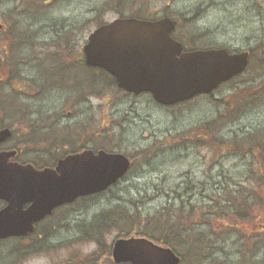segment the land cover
I'll list each match as a JSON object with an SVG mask.
<instances>
[{"label": "rangeland", "instance_id": "1", "mask_svg": "<svg viewBox=\"0 0 264 264\" xmlns=\"http://www.w3.org/2000/svg\"><path fill=\"white\" fill-rule=\"evenodd\" d=\"M164 13L185 48L250 49L248 66L211 93L170 105L93 73L92 95L74 104L65 84L56 91L21 62L23 55L34 63L52 54L72 60L100 20ZM0 25V66L13 57L8 71L0 69V114L57 111L71 129L73 120L81 124L60 135L87 136L90 146L132 160L106 190L61 206L24 238L0 240V264H114L108 253L117 237L155 239L168 227L180 237L165 234L180 264H264V228L252 223L264 225V0H0ZM5 52L12 57L3 63ZM52 156L24 148L18 158ZM227 220L248 228L237 223L226 233ZM181 227L189 230L180 234Z\"/></svg>", "mask_w": 264, "mask_h": 264}, {"label": "water", "instance_id": "2", "mask_svg": "<svg viewBox=\"0 0 264 264\" xmlns=\"http://www.w3.org/2000/svg\"><path fill=\"white\" fill-rule=\"evenodd\" d=\"M174 26L168 16L117 17L89 33L83 45L86 63L107 70L125 91L149 92L164 105L210 93L245 69L247 50H183L181 41L171 35ZM11 134L10 128H0V143ZM16 153L14 148L0 150V199L5 201L0 208V239L28 234L56 206L105 190L125 175L131 163L121 152L83 149L59 158L54 167L37 168L12 159ZM112 258L130 264L179 261L170 247L141 236L117 238Z\"/></svg>", "mask_w": 264, "mask_h": 264}, {"label": "flooded vegetation", "instance_id": "3", "mask_svg": "<svg viewBox=\"0 0 264 264\" xmlns=\"http://www.w3.org/2000/svg\"><path fill=\"white\" fill-rule=\"evenodd\" d=\"M166 15L167 13L166 14L164 13V15L162 16H166ZM132 16H136V17L144 18V19H156V18L161 17V16H158V17L149 18V17H145V16L142 17V16H137V15H132ZM109 21L100 20V23H98V25L109 22ZM83 45L81 49H79L76 52L71 53L72 60H70V58H66L62 60L61 58H59V56L57 57V55L52 54L50 55L52 59L47 58L46 61H44L42 57V61L40 60V62L34 63L30 61L31 60L30 56L23 55L22 57L23 58L26 57L27 61L21 59L22 60L21 62L25 63L28 66L34 64L29 67L36 68L40 71V73L42 72L41 74H45V76H43V79L45 77L46 81L51 82V84H53L54 89L56 91H59L61 83L65 84L64 86L71 90V94L72 92L75 94V96L70 95L69 97L66 98V100L76 101L74 104L81 103L82 101H88L89 97L92 95V91H93L92 90V87H93L92 86L93 85L92 75L93 73L99 74L100 76H102V79H104L103 77H108L110 79V83L115 84L113 77L109 74L107 70L101 67H98V66L88 65L86 63ZM11 57H9L8 53L5 52L4 54H2L1 58H2L3 63H6V61L11 60ZM12 60H13V57H12ZM12 60L8 62V65L9 64L12 65L13 63ZM44 62H46V64ZM8 65L6 66L1 65L0 69L2 70L5 69L4 71H8L12 67ZM103 82L104 80L101 83ZM120 90H123V89H120ZM125 92L126 94L135 95L131 92H127V91ZM0 100L2 101V102L0 101L1 104L4 103L3 102L4 98L0 97ZM56 112L57 111L51 114H33L29 117V119L21 115L18 116V115H12V114H4V115L0 114V128L7 126L11 129V133H12L11 136L7 140L0 143V150L14 148L17 151L15 155L16 158H18V156L22 153L24 148H28L29 150L31 151L33 150L37 153L53 154L51 158H48L47 160L42 159L43 161L41 162H38L37 160L31 161L32 163H34V165L37 168H41L43 166L54 167L57 161L59 160V158L63 157L64 155L68 153L81 151L86 148H90L95 152L101 148L104 149L102 145H96L95 147H93L89 145L90 142H88L87 144V142H85V138L86 139L88 138L87 136H85V138L80 136L78 140L74 142V140L73 139L71 140L70 137H68L67 135H60L59 133L66 132L68 129L70 132L71 130H74L73 129L74 127L79 128L81 124H79L80 123L79 121L73 120L71 124H73L74 126H71L72 127L71 129L69 125L67 124V122L62 121L64 116ZM70 114L71 112L68 111L67 115H70ZM5 120L8 121L9 123L8 124L2 123V122H5ZM13 121L15 123H12ZM0 201L2 202V205L0 207L4 206L5 201L4 200H0ZM68 204L70 203L63 204L61 206H65ZM27 205L28 204L26 203L24 207H26ZM61 206H56L50 214H47L43 218L37 220L34 223V230L31 233L21 236L20 238H24L32 234L39 228L41 229L44 222L47 219H49L51 216H53L54 213L57 211V209H59ZM241 221L242 220H239V221L238 220L237 221L227 220L226 224H227L228 231L226 233H229L232 230H235L233 226L236 225L237 223L239 224V226H243L242 230L245 231L244 229L248 228L246 226L247 224H242L240 223ZM252 223L253 225L257 224V226L261 225L264 228V225H262V223H255V222H252ZM188 228L189 227L178 228V233L181 234L180 231H183V234H184L185 233L184 231H187L186 229ZM169 234L170 236H172L171 234L173 233L170 232ZM239 236L241 235L239 234ZM174 238H180V237L174 236ZM241 238H243V236ZM111 252H112V244H111L110 251L108 253L112 260ZM177 254L180 258L178 264H180L182 261H184V257L180 252H177ZM112 261L114 264H120V263L129 264L128 262H115L114 260Z\"/></svg>", "mask_w": 264, "mask_h": 264}, {"label": "trees", "instance_id": "4", "mask_svg": "<svg viewBox=\"0 0 264 264\" xmlns=\"http://www.w3.org/2000/svg\"><path fill=\"white\" fill-rule=\"evenodd\" d=\"M175 30V29H174ZM249 50V59L251 58L250 56H251V53H250V49H248ZM249 63V62H248ZM248 66V65H247ZM235 77H237V76H235ZM1 101V100H0ZM3 123V122H2ZM258 145L260 146L259 148H260V150H261V152H260V154L259 155H261L262 157H264V141H259L258 142ZM261 157V158H262ZM263 163V162H262ZM264 174V172H261V174H259V178L262 176ZM232 192V191H231ZM233 198V197H232ZM230 196H228V195H226L225 196V201H227V202H229L230 203ZM226 202V203H227ZM229 203H227V204H225L226 206H229ZM237 208V207H236ZM171 230V231H170ZM174 230H175V227H173V228H166L161 234V236H156L155 237V239L156 240H158V241H160V242H162V243H164V244H167V245H170V246H172V243H171V241L168 239H166V237H165V234H167V235H170L169 233L170 232H174ZM145 234V233H144ZM172 236H173V238H174V236H175V232L173 233V234H171ZM151 237V236H150ZM173 248H174V246H172Z\"/></svg>", "mask_w": 264, "mask_h": 264}]
</instances>
